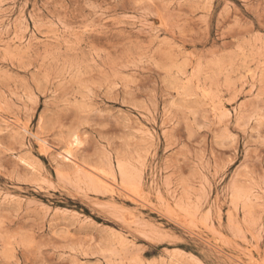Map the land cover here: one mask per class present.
Masks as SVG:
<instances>
[{
    "label": "rangeland",
    "instance_id": "obj_1",
    "mask_svg": "<svg viewBox=\"0 0 264 264\" xmlns=\"http://www.w3.org/2000/svg\"><path fill=\"white\" fill-rule=\"evenodd\" d=\"M0 264H264V0H0Z\"/></svg>",
    "mask_w": 264,
    "mask_h": 264
}]
</instances>
